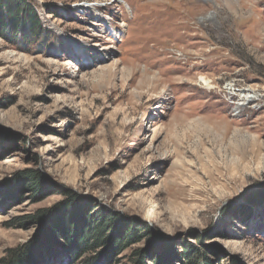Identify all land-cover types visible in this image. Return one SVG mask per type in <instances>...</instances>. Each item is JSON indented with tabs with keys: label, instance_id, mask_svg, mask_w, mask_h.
<instances>
[{
	"label": "rangeland",
	"instance_id": "rangeland-1",
	"mask_svg": "<svg viewBox=\"0 0 264 264\" xmlns=\"http://www.w3.org/2000/svg\"><path fill=\"white\" fill-rule=\"evenodd\" d=\"M25 1L46 34L0 36V264L24 246L68 264L27 218L69 198L264 264V0ZM241 94L258 101L236 113Z\"/></svg>",
	"mask_w": 264,
	"mask_h": 264
},
{
	"label": "trees",
	"instance_id": "trees-1",
	"mask_svg": "<svg viewBox=\"0 0 264 264\" xmlns=\"http://www.w3.org/2000/svg\"><path fill=\"white\" fill-rule=\"evenodd\" d=\"M44 33L29 3L25 0H0L1 37L17 44L19 40L30 41ZM47 183L48 180L38 173L26 172L20 174L17 188L29 189L34 201H40L47 197ZM261 191H264V187ZM66 201L64 206L61 204L52 210L41 211L27 219L33 225H38L37 237L43 234V239L46 237L50 243H57V247L66 255L68 264H105L143 242L150 246L146 250L138 248L132 251L128 264H214L210 258L211 252L201 251L190 242H182L178 250V245L161 239L146 227L126 223L118 215L104 209L96 212L76 198ZM194 240L203 245L206 239L194 236ZM21 249L15 251L9 264L35 262L34 257L38 255L36 250L27 246ZM232 264L238 263L233 261Z\"/></svg>",
	"mask_w": 264,
	"mask_h": 264
},
{
	"label": "built area",
	"instance_id": "built-area-1",
	"mask_svg": "<svg viewBox=\"0 0 264 264\" xmlns=\"http://www.w3.org/2000/svg\"><path fill=\"white\" fill-rule=\"evenodd\" d=\"M252 97H254L253 94H251V95H249V94H247V95L241 94L239 96V98H237L235 100H232L233 101V105H234L233 106V110H235V112L238 113L239 111H242L245 108H247L249 105H256L255 102H257L258 100H252L253 99ZM255 97H257V96H255Z\"/></svg>",
	"mask_w": 264,
	"mask_h": 264
},
{
	"label": "bare ground",
	"instance_id": "bare-ground-1",
	"mask_svg": "<svg viewBox=\"0 0 264 264\" xmlns=\"http://www.w3.org/2000/svg\"><path fill=\"white\" fill-rule=\"evenodd\" d=\"M204 83H206V82H204ZM252 98H253V97H252ZM253 99H254V98H253ZM253 99H252V100H253Z\"/></svg>",
	"mask_w": 264,
	"mask_h": 264
}]
</instances>
